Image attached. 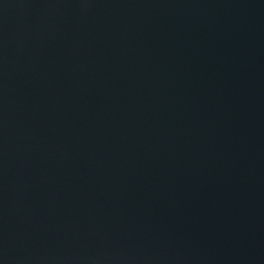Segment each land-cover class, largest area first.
Segmentation results:
<instances>
[{
	"label": "water",
	"instance_id": "obj_1",
	"mask_svg": "<svg viewBox=\"0 0 264 264\" xmlns=\"http://www.w3.org/2000/svg\"><path fill=\"white\" fill-rule=\"evenodd\" d=\"M0 264H264V0H0Z\"/></svg>",
	"mask_w": 264,
	"mask_h": 264
}]
</instances>
